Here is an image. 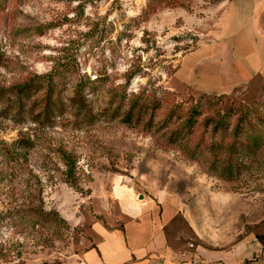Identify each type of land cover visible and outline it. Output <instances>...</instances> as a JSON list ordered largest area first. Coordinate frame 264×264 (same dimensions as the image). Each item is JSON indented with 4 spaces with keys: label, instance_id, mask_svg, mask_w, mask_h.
I'll list each match as a JSON object with an SVG mask.
<instances>
[{
    "label": "rangeland",
    "instance_id": "rangeland-1",
    "mask_svg": "<svg viewBox=\"0 0 264 264\" xmlns=\"http://www.w3.org/2000/svg\"><path fill=\"white\" fill-rule=\"evenodd\" d=\"M222 1L0 0V264H83L154 201L264 241V68L219 95L176 77Z\"/></svg>",
    "mask_w": 264,
    "mask_h": 264
},
{
    "label": "crops",
    "instance_id": "crops-1",
    "mask_svg": "<svg viewBox=\"0 0 264 264\" xmlns=\"http://www.w3.org/2000/svg\"><path fill=\"white\" fill-rule=\"evenodd\" d=\"M207 21L210 45L182 57L176 77L198 94H227L264 68V0H223ZM216 15V17H214ZM176 203L127 204L101 229L83 264H264V245L247 234L220 244ZM101 228V227H100Z\"/></svg>",
    "mask_w": 264,
    "mask_h": 264
},
{
    "label": "trees",
    "instance_id": "trees-1",
    "mask_svg": "<svg viewBox=\"0 0 264 264\" xmlns=\"http://www.w3.org/2000/svg\"><path fill=\"white\" fill-rule=\"evenodd\" d=\"M243 132H244V128H242V127L240 128V125H239L238 128H237L236 131H235V136H237V135H239V134H242ZM253 136H254V135H253ZM252 140H254L253 143H255L257 139L253 138ZM257 238H258L259 241L264 245V241H263V239H262L260 236H258V235H257Z\"/></svg>",
    "mask_w": 264,
    "mask_h": 264
}]
</instances>
